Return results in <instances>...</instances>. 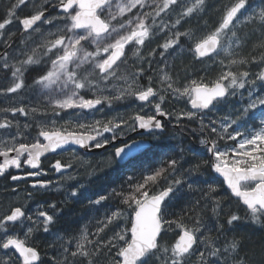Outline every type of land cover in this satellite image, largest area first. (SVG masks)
I'll use <instances>...</instances> for the list:
<instances>
[{
    "label": "snow or ice",
    "instance_id": "snow-or-ice-1",
    "mask_svg": "<svg viewBox=\"0 0 264 264\" xmlns=\"http://www.w3.org/2000/svg\"><path fill=\"white\" fill-rule=\"evenodd\" d=\"M30 2L33 11L24 17L18 16L17 10ZM178 8L181 10L177 12ZM207 8V0H192L190 5L182 0H43L42 3L15 0L0 17V44L3 45L0 72L6 77L10 74L7 86L0 87V96L10 101L8 106L0 107V177L10 168L20 169L23 165L40 169L42 156L56 153L69 144L84 149L105 148L126 134L125 127L133 132L137 127L163 132L165 123L157 116L171 115L161 107L167 95L187 97L194 110L178 113L177 121L199 120L201 131L208 133L200 143L211 153L210 160L183 170L185 150L180 148L163 162L165 166L142 175L135 182L129 177L127 191L112 190L110 197L117 198L120 204L132 210L130 228L120 227L119 221L125 218V212L117 208L104 220L97 221L99 226L95 233L85 228L78 237L68 241L61 239L60 256L52 258L53 264H250V258L240 252L242 238L228 240L225 237L221 241L226 231L234 230L241 217L230 213L224 223H219L218 210L221 209L217 188L208 184L204 191L196 185L200 183L203 166L213 169L223 177L231 194L245 206L246 218L264 226V94H256L257 88L264 92V0L255 7L253 0H228L218 9L221 17L217 26L202 36H196L191 29L178 30L182 21ZM52 11L56 15H52ZM14 23L20 26L17 31L21 36V47L18 49L13 47L17 32L10 26ZM45 25L55 27L56 31H45ZM241 26L248 32L240 35ZM158 33H164L166 37L164 43L157 46L163 49L158 53L160 57L165 53L171 55L177 49L183 50V40L189 44L188 51L195 60H215L223 53L228 64L225 65L224 59L219 60L220 73L210 83L201 78L183 85L164 69L158 70V80L152 75L146 76L147 69L143 67L128 71L127 52L140 58L146 42L151 43ZM35 35L40 36L39 43L34 40ZM250 42L248 56L231 58L238 55L233 45L247 46ZM93 45L94 50L89 51ZM155 55L157 52L152 49L149 57ZM144 62L151 67L155 61L145 59ZM42 64L51 66L33 80L32 86L27 85L25 74L32 66ZM251 65L260 67V71L252 72ZM122 67L124 72H121ZM145 77L147 82L142 83ZM116 81L123 83L117 85ZM108 84H112L113 94L104 95ZM29 87L33 91L40 90L47 104L11 103L13 96ZM241 89L247 92L245 104L219 118V123L214 119L204 123L205 117L219 110V105L229 103L230 98L243 97ZM87 93H92L93 98H86ZM128 98L152 104L156 115L137 113L128 119L114 117L92 124H73L69 120L59 128L54 126L55 121L53 127L46 122L49 112L60 116L69 109H79L81 113L100 110L97 106L102 108L107 104L111 107L114 102ZM18 116L31 117V122L21 124ZM33 127L36 135L29 140L32 135L29 130ZM219 141H232L234 145L221 148ZM142 149L141 142L124 143L114 149L111 163H128ZM51 167L62 173L72 168V164L57 159ZM41 174V171H28L23 176L11 175L10 179L27 181L28 177ZM161 181L166 186L161 187ZM50 184V181L37 180L31 187L39 191L48 189ZM158 187L160 190L155 191ZM185 188L190 193L200 191L201 197L194 202L186 200L184 203L188 207H182L180 214H176L171 211L172 202L179 199ZM12 190L15 192L16 188ZM27 195L31 197L33 193ZM77 195V191L71 192L72 197ZM110 197L101 195L90 202L101 204ZM201 200L205 203L201 204ZM209 202H212L211 211L217 218L214 228L208 227L203 215ZM48 207L56 209L55 204ZM54 215V211L49 214L40 209L29 215L26 206L20 205L0 216V264H43L41 253L31 240L41 229L49 231ZM176 229L179 230L178 239L170 244L164 242L167 232ZM106 230L112 235L108 236ZM213 231L215 236L205 235ZM90 235L95 238L89 239Z\"/></svg>",
    "mask_w": 264,
    "mask_h": 264
},
{
    "label": "flooded vegetation",
    "instance_id": "flooded-vegetation-1",
    "mask_svg": "<svg viewBox=\"0 0 264 264\" xmlns=\"http://www.w3.org/2000/svg\"><path fill=\"white\" fill-rule=\"evenodd\" d=\"M9 1L14 2L15 0H9ZM3 2L4 0H0V10H6L9 7L8 4L6 5ZM35 2L42 3L43 0H35ZM18 10L19 11L27 10V12L30 14L33 11L32 3L30 2L26 7L21 6V8ZM180 10L181 9L178 8L177 12ZM52 15H56V12L52 11ZM161 15L164 16L163 13ZM24 16L25 14L23 13L20 17H24ZM172 17H175V13H173ZM165 18L167 19V17ZM157 19L159 20V18ZM57 23H62V22H57ZM158 34L159 35H156V37L152 39L151 43L146 42V46L142 48L143 51H141L142 54L140 58H137L136 56L133 55L130 57L129 54L132 53L129 52L127 53L128 54V64H127L128 67L126 66L127 70L130 69L131 66L132 68L134 67V69L138 68L137 66H141L147 69L146 76L151 75L153 73V64L151 67H149V65L145 63L144 60L153 59L154 61H160L158 59H160L161 57L158 55V53L163 49L158 48L157 46L164 39H166V37L164 33L162 34L158 33ZM20 39L21 36L20 33L18 32L15 37V43L13 44L14 48L18 49L21 47ZM34 40L37 43H39L41 38L38 35L34 37ZM152 49L156 50L157 55H155L154 57H149V52ZM2 50H3V46H0V51ZM177 52L178 53H172L171 54L172 57L171 58L169 57L167 59L169 62V67L166 68L167 71L176 69L177 59H180V63H181V49H179ZM174 56L176 57V59H173ZM143 57L145 59H143ZM44 59L46 60L47 58ZM180 63L179 65H181ZM50 66H51L50 64L32 66V68L25 74L27 85L32 86L33 80L36 79L39 75L43 74V71L47 70V68H49ZM124 69H121L122 70L121 72H124L125 71ZM9 78H10V74H8V77H6L4 72H0L1 87L7 86ZM115 83L116 84L122 83V81H116ZM107 86H112V84H108ZM166 97H167L166 100L167 102L168 98H170L171 95H167ZM86 98H93L92 93H87ZM169 102L171 101L169 100ZM9 103L10 101L7 98L0 96V107L8 106ZM11 103H15V104L25 103L28 106H37L38 103L47 104V99L43 94H41L40 90L33 91L32 87H29L18 96H13ZM97 107L100 110H84L82 113L80 110L74 111L69 109L67 110V112H61L60 116H54L51 112H49L46 122L49 127H53L52 122L55 121L54 126L59 128L61 125H65L66 122L69 120H71L73 124L76 123L92 124L97 120L106 121L114 117H124L125 119H128L130 117L128 113H131L132 114L131 116H134L137 113L145 116L156 115L155 109L152 104L136 101L133 98H128L125 100L114 102L111 107H109L107 104H105L102 108L101 106H97ZM162 108L166 112L171 113L168 121L165 122V129L163 132H156V131L139 132L138 129H136V131L133 132L130 131L127 127H125L124 129L126 133L125 135L121 136L120 139H117L112 144L107 145L105 148H99L97 151H94L95 148H91V147L88 149L77 148V147L70 148V149L57 151L56 153H46L44 156L41 157L40 169H31L28 165H23V167L20 169L10 168L8 172H6L5 176L0 177V216L6 214L11 207L20 206V205L26 206L29 215L34 214L35 212H37L38 209L47 210L49 211V214H52L54 211L55 212L54 222L52 225H50L49 231L44 232L41 229L40 231L33 234L31 243L34 246H36L39 251V249L42 247L41 245L42 239L45 238L46 236L48 237L51 234L57 222L58 216L60 214V206H59L60 203H62L66 198H69L71 196L72 191L74 190L76 191L78 188L87 185L89 182L96 179L103 172H105L103 170L99 173L98 170L101 167L102 161L105 159V157L107 155H112L116 147H120L124 143L130 144L133 141L145 140L151 143V147L148 150H150L154 145H161V144H168V145L172 144L174 146H177L178 151L180 150L181 133L180 132L178 133V129L180 128L179 121L176 122V119L172 114L174 112L168 109L169 108L168 105L162 106ZM125 112L127 113L124 114ZM18 119L20 120L21 124L31 122V117L18 116ZM38 119H43V117H38ZM129 123H131L130 120ZM78 130L83 131L82 129H78ZM29 131H31L32 133V135L29 137V140H31L32 137L36 135V131L34 127ZM104 135L110 136L111 133H105ZM41 140L43 142V138H41ZM57 159L65 163L70 162L72 164V168L67 169L62 173L56 172L51 167V164ZM0 161H2V158H0ZM128 163H125L123 165H126ZM117 165L120 164L117 163L115 166ZM28 171H41L42 174L37 177H28L27 181L22 180L16 182L10 179L11 175L23 176ZM210 173H211V179L208 180L207 181L208 183L206 184H213L217 188L216 195L217 198L220 200V209H223L225 204H227L229 205L228 207L229 211L226 212L225 216H227L230 213H236L241 217V220L238 222L235 228L240 226L239 224L243 225V224L252 223L250 222V219L246 218L245 207L241 204L240 199L234 198L232 196L231 192L228 191L226 184H223L224 181L221 178L217 177L211 168H210ZM69 176L73 178L69 179L68 178ZM207 176H210V174L202 173L200 175V177L203 179H205ZM37 180L50 181L51 184L49 185L48 189H41L39 191H36L31 187V184ZM13 188H16L15 192L12 190ZM28 192H32L33 195L31 197H28L27 195ZM233 203L237 205L235 207V210ZM50 204H55L56 209L55 210L50 209L48 207ZM223 216L224 214L220 213L219 218ZM252 225L256 227H262L260 224L252 223ZM233 231L234 230H232V232ZM226 234H228V231H226Z\"/></svg>",
    "mask_w": 264,
    "mask_h": 264
},
{
    "label": "trees",
    "instance_id": "trees-1",
    "mask_svg": "<svg viewBox=\"0 0 264 264\" xmlns=\"http://www.w3.org/2000/svg\"><path fill=\"white\" fill-rule=\"evenodd\" d=\"M182 2L190 5L192 3V0ZM227 2L228 0H207L208 8L206 9V11L194 15L193 17L186 18V21H182L181 31H187L191 29L196 34V36H202L206 32L210 31L213 27L217 26L220 20L221 12L218 11V9L222 8V6ZM175 18L176 16L172 17V20H174ZM209 24L210 26L207 27V25ZM241 28L242 31L240 32V35L248 32V29L243 28V26H241ZM185 44H182V46L186 47V49L185 51H181V63L180 59H177L176 69L173 72H170V74L176 76L179 82L181 80V85L188 83L193 79L200 80L201 78H203L205 83H210L211 81H213L216 78V74H218L217 69H215L218 64L214 63L212 64V66L206 68L204 65V62L206 61L203 60V62H200L192 58L193 54L188 51L189 44ZM233 50L238 54L233 56L234 59L246 57L251 51V42L247 46L236 47L235 45H233ZM179 63L181 65H179ZM249 67L252 70L255 69V67L257 69L256 65H251ZM170 98L169 100L171 102L169 105V110H177L179 107L175 106ZM185 102V110L190 111V106L187 107L188 102ZM208 122L209 121H204L205 124H208ZM179 127L180 128L178 129V133H181V148L185 150L184 159L182 161L183 170H187L193 165L202 161L210 160L206 147L200 143L202 139H206L208 137V133L207 131H201L199 120L189 121L187 119H182L179 121ZM223 143L227 146L234 144V142L232 141H219L220 145ZM176 149L177 146H172V144L154 145L150 150L145 151L134 160L129 162V165H117L109 170H105V172H103L99 177L92 180L87 185L78 188L76 191L79 194L76 197L70 196L69 198H66L62 203H60V214L58 216L57 222L51 234L48 237L46 236L42 239V247L39 249L43 264H53L52 258L60 256V252L58 251V249H60L61 239H63V241H68L73 237H78L81 230L85 228H87L90 233H95L96 228L99 226L97 224V221L104 220L106 215H111V212L115 211L117 208H120L125 212V218L119 221L120 227L130 228V220L133 215L132 210L127 208L126 205L120 204L117 198H111L110 194L112 193V190L116 189L117 191H120L121 189H123L127 191L129 188V177H133V182H135V180H139L142 175H146L152 170L165 166L163 162L166 161L169 156H174L176 152H179ZM164 156L165 158H162ZM157 159L159 160L158 162ZM126 168L129 170H127ZM200 171L201 173H208L210 174V176H207L205 179L199 176L200 183L196 185V188L207 191L208 184L204 183V181H208L211 179L210 168L203 166ZM163 186L166 185H164V182L161 181V187ZM154 190L159 191L160 188L158 187ZM151 194L152 193L150 192V195ZM101 195L109 196L110 199L107 201H102L101 204L90 202L95 201ZM200 197V191L190 193L187 188H185L184 192L180 194L179 199L173 200L171 211L175 212L176 214H180L182 207H188V205L184 203L186 200H192L194 202L196 199H200ZM204 203L205 201L201 200V204ZM211 204L212 202H209L208 207L205 209L203 215L205 223L208 225V227L214 228L217 223V218L212 214ZM233 205L235 210V207L237 205L234 203ZM228 207L229 205L225 204L224 208L221 209L222 211L218 210L220 211V213L224 214L223 217L219 218V223H224V221L226 220L227 216H225V214L227 211H229ZM239 225L240 226L235 228L233 232L232 230L228 231V234L232 238L237 237L243 239V245L240 250L241 255H246L247 257H249L250 264H264V226L256 227L253 226L252 223L245 224V226L241 224ZM111 227L112 226L110 225L109 228L111 229ZM178 232V229L174 231H168L164 237V242L169 244L174 243L178 238ZM106 234L110 236L112 235V232L110 230H106ZM205 235L215 236L216 233L214 231L211 233L206 232ZM224 235L226 236V232ZM94 238L95 237L93 235L89 236V239ZM72 247H74V244L72 245ZM200 248L201 250L203 249V244L200 245ZM50 253L53 255H51Z\"/></svg>",
    "mask_w": 264,
    "mask_h": 264
},
{
    "label": "rangeland",
    "instance_id": "rangeland-1",
    "mask_svg": "<svg viewBox=\"0 0 264 264\" xmlns=\"http://www.w3.org/2000/svg\"><path fill=\"white\" fill-rule=\"evenodd\" d=\"M182 1H188V0H182ZM3 3H5L6 5L8 4L9 6H10V4L11 3H15V1L13 2H10L9 0H4V2ZM259 3H260V0H253V6L255 7V6H257V5H259ZM5 11L6 10H0V17H3V15L5 14ZM25 14V16L27 15V14H29L28 12H27V10L26 11H19V10H17V15L18 16H21L22 14ZM208 26H210V24L209 25H207V27ZM11 27V30L13 31V32H17V29H18V27H19V25H18V23H14L13 25H11L10 26ZM206 27V28H207ZM177 28H178V30H180L181 31V26H177ZM214 28V27H213ZM212 28V29H213ZM44 29H45V31H47V30H51V31H56V28L55 27H53V26H49V25H45L44 26ZM211 29V30H212ZM247 29V28H246ZM176 29H173V31H175ZM18 33V32H17ZM36 36H38V35H35L34 37H36ZM164 41L165 40H163L160 44H163L164 43ZM182 44H185L184 42H183V40H182ZM1 46H3L2 44H0ZM186 45V44H185ZM94 48H95V46L93 45V46H91V47H89L88 48V50L89 51H92V50H94ZM182 49L183 50H181V51H185V49H186V47H183L182 46ZM179 49H177V51H178ZM163 51V50H162ZM171 51V50H170ZM174 52V53H178V52ZM132 55L130 54V57H131ZM171 58L172 56L171 55H168V53H165V55H164V57H161L160 59H158V60H160V61H155L154 63H153V73L151 74L152 76H153V79L154 80H158V75H157V73H158V70L159 69H163V68H165L164 69V71H167L166 70V68L167 67H169V62H168V58ZM231 58H233V57H231ZM143 59H145L144 57H143ZM173 59H176V57L174 56V58ZM220 59H224V63H225V65H227L228 64V59H225L224 58V54L223 53H221V56L220 57H216L215 58V60H209V59H207V60H205L206 62H204V65H205V67L207 68V67H209V66H212V64H218L216 67H215V69H217V73L219 74L220 73V70H221V66H220V64H219V60ZM234 59V58H233ZM153 60V59H152ZM168 64V65H167ZM156 65L158 66V68H156ZM166 65H167V67H166ZM137 67H141V66H137ZM132 68V67H131ZM129 69L128 71H133L132 69H134V68H132V69ZM121 69H124V67H122ZM225 71H227L228 69L227 68H225L224 69ZM243 70V69H242ZM134 71H135V69H134ZM156 71V72H155ZM174 70H171V71H168L169 73L170 72H173ZM251 71L252 72H259L260 71V67H257V69H256V67H255V69H251ZM156 74V75H155ZM218 74H216V77L218 76ZM146 78V77H145ZM146 83L147 82V80H145V81H142V83ZM180 82H181V80H180ZM123 83V82H122ZM122 83H117V85H119V84H122ZM0 87H1V83H0ZM240 92H244V96L243 97H240V96H237V97H233V98H230V102L229 103H226V104H222V105H219V110H220V108L222 109V110H218V111H215V112H213V113H211L210 114V116H208V117H205V119H204V121H209V119H214V120H217L218 121V123H219V118H221V117H224V116H227V115H229V113H232L233 111H234V109H237V108H240L243 104H245L246 103V101H247V92H245V90H243V89H241L240 90ZM110 94H113V86H107V89H106V91L104 92V95H110ZM256 94H264V92H261V90L259 89V88H257L256 89ZM185 98V99H184ZM171 100H172V103L175 105V106H177V107H179L177 110L176 109H174V110H172L174 113H172L173 115H174V117H175V119H176V115L178 114V113H180V112H182V111H188V110H185V108H184V103H185V101H187L188 100V98L187 97H183V98H174V97H172L171 96V98H170ZM166 100H167V97L165 98V101L163 102V104L161 105V107L162 106H165V105H170V102H169V98H168V101L166 102ZM185 100V101H184ZM245 101V102H244ZM188 102V101H187ZM188 105L190 106V104H189V102H188ZM154 107V106H153ZM191 108V107H190ZM169 109V108H168ZM77 110H79V109H77ZM135 110H136V108H135ZM190 111H193L192 109L190 110ZM127 112H125L124 114H126ZM130 116L132 115L131 113H128ZM122 116H123V113H122ZM124 118V117H123ZM176 122H178L177 120H176ZM209 123V122H208ZM234 144H232V145H229V146H233ZM225 146V144L223 143V144H221L220 145V147L221 148H223ZM112 155H107L106 157H105V159L102 161V165H101V167L99 168V170H98V172L100 173L101 171H105V170H109V169H111V168H113V167H115V165L117 164V163H115V164H112L111 163V160H112ZM67 190H69V189H67ZM251 222V221H250ZM243 226H245V224H243ZM225 236V235H224ZM228 240H231L232 238L227 234L226 236H225ZM225 237H221V240H222V238L224 239ZM203 250V249H202Z\"/></svg>",
    "mask_w": 264,
    "mask_h": 264
},
{
    "label": "water",
    "instance_id": "water-1",
    "mask_svg": "<svg viewBox=\"0 0 264 264\" xmlns=\"http://www.w3.org/2000/svg\"><path fill=\"white\" fill-rule=\"evenodd\" d=\"M204 59H206V58H204ZM191 105V104H190ZM157 118H159V119H161L164 123L165 122H167L168 121V119H169V116H165V117H159V116H157ZM137 129H138V131L139 132H150L149 130H147V129H139L138 127H137ZM154 131H156V132H160V130H154ZM138 142H141L142 144H143V149H142V151L141 152H138V153H135L134 154V158H136V157H138L139 155H141L143 152H145L146 150H148L150 147H151V143L149 142V141H145V140H137ZM132 143V142H131ZM81 148L79 145H76V144H69V145H66L65 146V148L64 149H61V150H65V149H70V148ZM98 149H95L94 151H97ZM57 151H60V150H57ZM209 155H210V157H211V153H209ZM132 160V159H131ZM119 164H125V163H123V162H120ZM212 171L214 172V174L217 176V177H219V178H221L222 180H223V177L219 174V173H216L213 169H212ZM226 184V183H225ZM227 186V185H226ZM230 192H231V190L230 189H228ZM234 198H237V197H235L234 195H232ZM239 199V198H238ZM241 204H242V202H241ZM243 205V204H242ZM245 207V206H244ZM178 239V238H177Z\"/></svg>",
    "mask_w": 264,
    "mask_h": 264
},
{
    "label": "bare ground",
    "instance_id": "bare-ground-1",
    "mask_svg": "<svg viewBox=\"0 0 264 264\" xmlns=\"http://www.w3.org/2000/svg\"><path fill=\"white\" fill-rule=\"evenodd\" d=\"M166 19V18H165ZM162 34V33H161ZM157 35H159V34H157ZM162 36V35H161ZM156 37V36H155ZM164 37V36H163ZM158 38V37H157ZM156 39V38H155ZM165 40V39H164ZM141 51H143L142 49H141ZM127 52V51H126ZM128 53V52H127ZM129 53H131V52H129ZM142 54V53H141ZM132 55V54H131ZM129 56H130V54H129ZM136 58V57H135ZM193 58V57H192ZM135 60V59H134ZM141 65H142V63H141ZM168 65V64H167ZM128 67V66H127ZM132 67V66H131ZM134 68V67H133ZM156 68H158V66L156 65ZM132 69V68H131ZM162 69V68H161ZM163 69H165V68H163ZM125 70V69H124ZM129 70V69H128ZM133 71H134V69H132ZM122 71V70H121ZM156 72V71H155ZM156 75V74H155ZM185 99V98H184ZM185 101V100H184ZM188 101V100H187ZM186 103V102H185ZM187 105V104H186ZM144 106H145V104H144ZM143 106V107H144ZM189 105H187V107H188ZM219 107V106H218ZM222 108V107H221ZM220 108V110H222ZM191 109V108H190ZM219 110V111H220ZM181 126V125H180ZM192 128V127H191ZM182 130V129H181ZM184 130V129H183ZM185 132V131H184ZM197 132V131H196ZM199 133V132H198ZM189 134V133H188ZM173 146V145H172ZM179 147V146H178ZM181 147V146H180ZM165 148V147H164ZM176 148V147H175ZM177 150V149H176ZM169 152V151H168ZM167 154V153H166ZM162 158H165V156L164 157H162ZM160 159V158H159ZM167 160V159H166ZM137 161H138V159H137ZM159 160L157 159V162H158ZM137 163V162H136ZM152 164V163H151ZM127 165H129V164H127ZM149 165V164H148ZM138 166H139V164H138ZM133 168V167H132ZM127 169V168H126ZM127 170H129V169H127ZM83 172V171H82ZM124 173V172H123ZM103 178V177H102ZM134 179H136V178H134ZM103 180V179H102ZM105 180V179H104ZM100 181V180H99ZM108 181V180H107ZM136 181V180H135ZM112 182V181H111ZM102 183V182H101ZM112 184V183H111ZM118 184V183H117ZM223 184H225V183H223ZM119 185H120V183H119ZM122 185H123V183H122ZM75 189V188H74ZM227 190V189H226ZM229 191V190H228ZM79 194V193H78ZM93 206V205H92ZM85 207V206H84ZM89 207V206H88ZM98 207V206H97ZM101 214V213H100ZM89 218V217H88ZM243 231V230H242ZM59 235V234H58ZM57 235V236H58ZM227 235V234H226ZM222 237H224V236H222ZM63 240V239H62ZM224 239L222 238V240L221 241H223ZM261 240V239H260ZM61 242V241H60ZM55 243H57V242H55ZM59 244V243H58ZM47 253V252H46ZM51 254V253H50ZM51 255H53V254H51Z\"/></svg>",
    "mask_w": 264,
    "mask_h": 264
}]
</instances>
